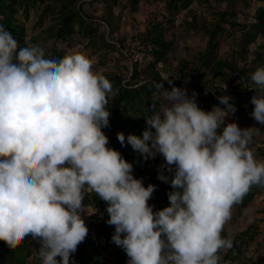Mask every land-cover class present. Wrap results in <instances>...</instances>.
I'll return each instance as SVG.
<instances>
[{"label": "clouds", "instance_id": "clouds-1", "mask_svg": "<svg viewBox=\"0 0 264 264\" xmlns=\"http://www.w3.org/2000/svg\"><path fill=\"white\" fill-rule=\"evenodd\" d=\"M93 64L79 50L46 58L39 45L19 47L0 25V242L16 248L31 236L41 264H74L88 235L82 214L96 211L84 199L94 192L107 204L112 242L128 264H220L218 252L232 247L231 236H222L232 208L264 185V161L249 148L259 130L226 123L235 111L228 96L219 99L223 109L206 112L194 92L158 84L166 103L152 106L140 137H127L145 160L161 155L171 174L169 181L158 171L172 191L169 206L154 212L148 201L156 186L145 187L107 147L102 129L113 89ZM250 78L264 92V66ZM251 103V117L264 125V95ZM117 140L125 144L123 133Z\"/></svg>", "mask_w": 264, "mask_h": 264}, {"label": "trees", "instance_id": "trees-1", "mask_svg": "<svg viewBox=\"0 0 264 264\" xmlns=\"http://www.w3.org/2000/svg\"><path fill=\"white\" fill-rule=\"evenodd\" d=\"M85 1L0 0V25L12 33L19 47L39 45L45 50L46 58H63L67 51L85 41L90 57L97 58L98 67L114 62L101 72L111 82L113 89V94L108 97L109 127L102 129L109 140L107 147L119 151L133 165V177L140 180L144 177L145 187L149 184L156 186L148 204L154 212L162 210L169 206L167 194L172 191L170 182L157 179L158 171L144 168L141 154L127 144V137H140L146 127L144 118L152 115V106L159 108L166 102L162 90L157 89L161 83L164 90L170 91L174 85L186 88L190 94L196 93L198 107L206 112L213 107L223 109L225 105L219 99L228 95L235 111L225 118L226 123L237 122L242 114H245L246 122L250 121L251 115H246V112L253 111L252 97L264 95L250 78L257 67L264 66V0L257 1L261 5L255 7L250 21H238L235 11L230 9L235 0H103V10L96 18L82 12ZM91 1L96 3L101 0ZM154 2L161 4L163 13L160 16L156 17L153 13V17L146 19L144 28L134 35L115 37L119 19L113 12L114 8L129 7L136 12L139 4L150 5ZM201 2L205 6L201 9L206 11L208 18L197 14L192 8L194 3ZM221 2L225 3V9H222ZM240 2L249 5L247 0ZM180 11L188 14V18L180 23V28L187 35L205 38L206 45L204 50L178 59L170 72L171 61L176 59L169 56L174 38L172 23ZM31 13L36 20V31L29 45L24 20L21 19L27 20ZM101 28L103 30L100 31ZM225 34L233 39L232 47L226 56H220L218 50ZM59 45L64 48H58ZM133 48L139 51L132 53ZM187 50L188 47L185 48ZM114 53L118 59L112 57ZM122 60L130 62L129 68L118 64ZM169 80L172 85L168 83ZM233 87L241 91L242 98H232ZM117 133L125 136L123 146L117 140ZM257 153L264 157V144ZM161 171L169 176L170 181L171 174L164 169ZM145 172L148 173L147 177L144 176ZM263 193L264 185H253L242 202L233 207L236 218L257 195ZM84 204L96 211L87 218L82 214L88 235L70 260L74 264H108L101 250L112 253L115 244L111 239L114 227L106 223L109 219L105 211L107 204L94 192H87ZM229 221L233 223L234 217ZM225 227L226 224L222 236H231L232 247L218 252L220 264H264V256L256 253L257 249H250L255 237L260 235L258 224L252 222L238 235L227 234ZM100 238L103 239L101 246L98 244ZM38 250L39 243L31 236L16 248H9L0 242V264H41ZM116 250L113 252L116 253L113 264H128L124 250Z\"/></svg>", "mask_w": 264, "mask_h": 264}, {"label": "rangeland", "instance_id": "rangeland-1", "mask_svg": "<svg viewBox=\"0 0 264 264\" xmlns=\"http://www.w3.org/2000/svg\"><path fill=\"white\" fill-rule=\"evenodd\" d=\"M212 1V0H210ZM242 0H235L234 4L230 6L231 10H234L236 13V16L238 21L248 20L250 21L253 19L252 14L254 13V9L257 5H261V3H257L258 0H247L249 5L243 4L240 2ZM232 2V0L230 1ZM257 3V4H256ZM222 9H225V3L221 2ZM102 7L103 5V0L97 1L96 3L91 1V0H86L85 3L82 6V12L88 15H93L94 18L98 17L101 14V11L103 10ZM203 2L197 3L192 6V8L195 10V12L199 15L206 16L208 18V14H206V11L202 10L201 8H204ZM224 7V8H223ZM200 8V9H199ZM113 12L115 15L118 16L119 21L117 22L119 24L117 32L115 34V37H120V36H131L137 33L139 30H142L144 28V24L146 22V19L148 17H153V13L156 15V17L160 16L163 13V9L161 8V4L154 2L153 4L150 5H145V4H139L137 11L134 12L129 9V7H116L113 9ZM188 18V14L185 11H180L177 13L172 26H173V33H174V38H173V47L172 50L169 54V56L172 59L171 61V68L170 72L174 70L175 65L178 62V59L180 58H188L190 55L193 53H196L197 51H202L205 48L206 45V40L205 38H201L195 35H187L186 32H184L183 28H180V23H182L185 19ZM211 18V17H210ZM24 20V27L26 29V41H28V44L31 45L30 39H32L33 35L35 34V29H34V24L36 22L34 18V14L31 13L30 17ZM103 30V28L100 29V31ZM223 39L220 43L219 47V55L220 56H226L227 53L230 52V48L232 47V40L230 36L225 34L223 36ZM188 47V50L185 51V48ZM58 48H64L63 45H59ZM74 50H79L85 53L89 58L91 53L90 50H88L85 47V41L79 42L78 45L72 48V50L67 51L66 54L71 53ZM139 50L133 48L132 53H137ZM112 57L118 59L117 55L114 53L112 54ZM94 64H93V69L94 71H97L101 73L105 68L110 67L113 65V61L110 62L107 66H97V58L95 56L92 57ZM91 58V59H92ZM120 66H124L126 68H129L130 62L128 60H122L118 63ZM195 73V77H196ZM197 91V90H196ZM232 98H242V93L239 91L238 88L233 87L232 89ZM240 93V94H239ZM191 95L190 93H188ZM196 94V93H195ZM228 96V95H227ZM229 97V96H228ZM197 98V97H196ZM166 103V102H165ZM164 103V104H165ZM246 115H251V112L248 111L246 112ZM231 117V115H230ZM250 121H245V114H242L240 119L235 122L240 129H247V128H256L259 130V133L254 134L252 137V141L249 144V148L254 154V157L258 161H264V157L261 158V156L257 153L259 149H262V145L264 144V125H261L257 123L252 117H250ZM234 122V121H233ZM232 123V121L230 122ZM141 162L144 164V168L149 171H161L163 168H161L162 165H164V159L161 155H157L154 159H148L145 160L141 156ZM147 172L144 173V176L147 177ZM143 183L145 181V178L143 177L142 179ZM161 181V180H160ZM86 206V205H85ZM264 207V193L257 195L252 203L241 212V215L236 218V210L232 208L231 212V217H234V222L231 223L228 221L226 223L225 227V232L227 234H233V235H238L241 230L244 228L248 227L250 224L256 223L258 224L259 227V233L260 235L255 237V240L253 244L250 245V249H257L256 253H260L264 256V214L262 213ZM86 210L88 212H93L95 209H90L86 206ZM85 218L89 217L87 214H83ZM91 216V215H90ZM98 244L101 246L103 245V239L98 240ZM120 247L114 246L115 251L117 252L116 249H119ZM110 253V251H104L101 250V254L106 258V261L108 264H113L115 261V256L116 253ZM246 254V253H245Z\"/></svg>", "mask_w": 264, "mask_h": 264}]
</instances>
